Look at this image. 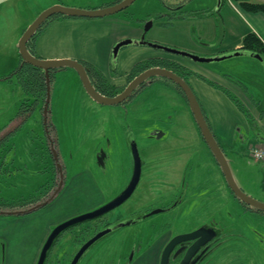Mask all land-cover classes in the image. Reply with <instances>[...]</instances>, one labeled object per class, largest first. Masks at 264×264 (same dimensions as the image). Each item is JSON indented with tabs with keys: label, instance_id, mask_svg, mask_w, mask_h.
<instances>
[{
	"label": "rangeland",
	"instance_id": "1",
	"mask_svg": "<svg viewBox=\"0 0 264 264\" xmlns=\"http://www.w3.org/2000/svg\"><path fill=\"white\" fill-rule=\"evenodd\" d=\"M111 1L0 0V164L4 163L0 172V202L5 203L1 209L10 210L9 204H14L18 210L24 209L43 189L49 195L60 180L59 164L67 181L84 171L93 175L95 184L86 182L82 186L72 183L70 186L66 182L52 202L33 211L45 210L44 217L37 216L36 219L46 220V231L102 202L107 203L125 188L130 179L133 170L131 141L134 140L144 162L141 180L131 197L107 214L109 222L133 212H148L165 205L180 189L182 180L186 184L189 182L184 201L170 211L158 212L138 223L120 227L90 247L78 264L142 263L144 257L139 254L147 250L148 244L165 232L170 224L173 233H177L196 229L202 223L215 224L223 233L211 263L204 264H264V253L257 247L256 234L259 231L264 234V216L246 211L236 201L201 137L184 97L170 80L157 77L126 102L101 104L85 91L74 68L58 69L51 81L48 113L55 128L51 136L58 139L53 150L56 151L55 176L46 143L49 136L39 107L23 122L18 118L17 113L26 95L16 76L2 77L20 64L18 44L24 29L40 12L54 4L93 9ZM180 4L182 6L178 8ZM237 6L238 12L244 15L245 11ZM227 11L237 23L240 18L224 0H134L110 16L126 19L130 26L144 27L151 21V27L144 34L145 40L208 57L200 53L207 52L203 45L208 38L212 40L214 34L220 41L217 47L223 50L220 54L228 52L226 46L231 37L224 35L221 19V13L224 15ZM207 12H212V15L206 22L193 20L194 14ZM64 18L68 17L60 19ZM229 21L232 24L230 18ZM207 25L208 34H202L199 28L207 29ZM237 25H241V21ZM98 28L100 25L97 24L67 27L75 34L81 29ZM45 29L38 32L31 46ZM185 47L187 49H183ZM173 56L181 61L220 69L231 80L242 84L246 94L254 96L257 110L264 112V54L261 58L238 55L213 62H196L187 57ZM88 64L96 76L95 70L100 72L99 69L90 62ZM28 102L31 103L32 99ZM262 120L260 125H254L256 130L253 131H246L244 126L242 130L237 127L236 138L229 144L223 142V146L238 185L248 195L264 201V160L253 158L249 149L254 143L264 148V141L260 139L264 136V117ZM97 151L102 152V160ZM2 215L21 216L10 212ZM90 224L92 222H85L63 231L49 250L45 264H70L83 239L85 241L92 235L93 231L84 229ZM19 228L27 231L31 226ZM19 228L12 230L18 233ZM15 240L17 249L13 256H25L27 245ZM245 243L251 245L250 251H246ZM254 247H257L256 252Z\"/></svg>",
	"mask_w": 264,
	"mask_h": 264
},
{
	"label": "crops",
	"instance_id": "2",
	"mask_svg": "<svg viewBox=\"0 0 264 264\" xmlns=\"http://www.w3.org/2000/svg\"><path fill=\"white\" fill-rule=\"evenodd\" d=\"M224 1H226L235 14L238 15L240 18L238 22L241 21V25H237L238 22L236 23L233 21L232 18L234 16L229 11L225 12L224 15L221 13L224 35L231 37L226 46L227 50L233 51L242 47L243 38L250 32H253L264 44V13L247 11L242 8L245 11V14L243 15L238 12V2H235L234 0ZM249 1L252 3H264V0ZM227 14H229V17H227ZM211 15L212 12L211 14H208L207 12L194 14L192 17L193 20L198 19L199 23H201L204 21L206 22L208 16ZM229 18L231 19L232 24L230 23ZM89 24L100 25V28L88 30L81 29L76 34L67 29V27L71 25L80 27ZM199 27L203 28L201 25H199ZM241 27L244 29H240ZM200 28L199 31L202 34H208V25L206 26L207 29L202 30ZM141 33L142 25L130 26L126 19L114 16H105L94 20L82 19L81 17H68L64 19L56 18L48 24L46 29L42 31L41 35L37 38L33 47H31L35 50L36 55L41 58H71L79 61L83 60L81 61L83 63L90 62L95 65V68L97 67L99 69L110 84L116 86H124L126 84V79L130 70L139 61L152 57L167 58L178 61L193 72V74L189 76L188 82L195 92L201 108L205 112L207 120L209 121L212 130L215 132L216 137L221 142V145H224L223 142L229 144L231 143V140L236 138L237 127H240V130H242L243 126L246 131L254 130V128L250 126L246 116L237 108L226 91L238 96L252 113L254 123L258 125L261 124L264 112L262 110H257L258 105L254 100V96H248L246 91L243 90L241 86L242 84L229 80L225 73L221 72L218 68L213 69L193 62L189 63L181 61L173 56V54L158 51L157 48L149 45L122 46L118 50L117 56H113V47L118 41L128 38L140 39L145 32ZM218 43H220V41H218L217 34H214L212 40L208 38L207 42L203 45L207 52L200 54L205 56L220 54V51L223 50H220V48L217 47ZM183 49L187 48L185 47ZM169 54L173 57H168ZM259 54L262 55L261 53ZM20 60L21 56L19 54L18 61L20 62ZM12 69L9 71L11 72ZM202 77L211 81L213 84L202 79ZM262 131L264 132V130ZM260 139L264 141V136ZM3 164L4 163L0 164V172L4 169ZM44 215L45 210L38 213L30 212L28 215L24 214L17 217H4L0 214V264L37 263L42 246L52 230L48 229L46 231L45 219H36L37 216L38 218H43ZM26 226H31V228L27 231L19 228ZM16 227L20 229V232L17 233L15 230H12ZM256 234L258 236L257 247L260 252L264 253V234L261 231ZM245 237L248 238L246 235ZM15 239H17V243L21 242L27 245L26 248L28 251L25 256H13L17 249ZM244 246H246V251L251 250V245L249 243H245ZM257 247H254L255 252ZM238 255L241 258V251H239Z\"/></svg>",
	"mask_w": 264,
	"mask_h": 264
},
{
	"label": "water",
	"instance_id": "3",
	"mask_svg": "<svg viewBox=\"0 0 264 264\" xmlns=\"http://www.w3.org/2000/svg\"><path fill=\"white\" fill-rule=\"evenodd\" d=\"M134 0H120L117 3L93 8V9H83V8H77V7H71L66 6L62 4H54L47 9L40 12L37 17L25 28V30L22 32V36L19 40L18 49L19 54L24 62H28L34 66L40 67L44 69L45 75H46V82H47V95L46 100L43 106V121L46 124L48 120V113L50 112V80H49V72L50 70L54 68H63V67H71L74 68L81 80V83L85 89V91L89 94V96L94 99L95 101L101 103V104H118L124 102L126 99L129 98V96L132 94V92L145 80H147L149 77L153 76H161L166 77L172 81H174L177 85L181 87L183 90L187 101L189 105V109L193 115V118L199 128V131L201 133L202 138L206 142L209 150L213 154L215 160L217 161L220 170L224 176V179L228 185V187L231 189L233 194L238 197L241 201H243L245 204H247L250 207H254L257 209L264 210V201L258 200L247 193L238 185L236 182L231 168L229 166V162L227 160V157L223 151V149L220 147V144L218 143L212 129L210 128L209 123L207 122V119L204 115V112L201 108V105L197 99V96L195 92L193 91L192 87L186 81L182 76L174 72L172 69L162 67V66H152L149 67L139 74H137L132 80H130L126 86L117 94L115 95H106L99 92L96 87L93 85L89 74L87 72V68L85 65L76 59L71 58H59V59H45L38 57L30 52L28 49V41L31 39V37L35 34V32L40 28V26L51 16L55 14H61L65 16H71V17H88V18H100L105 16H110L114 13H117L126 7H128ZM152 25L151 21H148L146 25L144 26L143 30L144 32L147 31ZM149 45L154 48L163 50L164 52L172 53L175 55L183 56L192 59L196 62H213V61H220L227 59L232 56H238V55H250V56H257L261 58V55L255 51H250L241 48H238L233 51H228L226 53L208 56V57H201L194 55L190 52H187L185 50H178L171 47H166L154 42H150L144 39V34L141 36L140 39H123L118 41L114 47H113V56L116 57L118 50L125 45ZM132 154L134 159V167H133V174L132 177L127 184V186L112 200L108 201L107 203L103 204L102 206L82 213L80 215L74 216L70 219H67L59 224H57L49 233L47 236L42 249L40 251L38 260L36 264H44L47 258V255L49 253L50 248L52 247L55 239L59 236L61 232L68 229L69 227L86 221L91 218H96L109 210L119 206L122 204L125 200H127L130 195L133 193L134 189L136 188L140 174H141V165L142 160L139 156L138 148L135 143L132 144ZM58 169L60 171V180L58 182L57 187L43 200L38 201L34 204H30L29 206L25 207L24 209H12V210H6L5 213H13V214H23V213H30L38 209L39 207L45 205L46 203L52 201L57 194L59 193L63 183H64V174L62 170V165H58ZM162 211V208H156L152 211L148 212L145 216H149L155 213H158ZM3 210H0V213H2ZM125 224V223H123ZM110 231V228L104 229L92 237H90L88 240H86L76 251L74 257L72 258L70 264H78L81 257L84 255V253L94 244L96 243L100 238H102L104 235H106ZM217 235L216 230L213 227H207V226H201L197 228L196 230L186 233V234H180L178 236H175L169 244L166 246L162 253L161 263L160 264H168L167 259L170 251L172 250L173 246L176 245L178 242L186 239H194L196 238L199 240L202 237H206L204 241L207 242L208 240L213 239ZM194 243L197 244V241ZM192 245L189 249L193 250ZM192 248V249H191ZM189 250V251H190ZM185 255L183 260L179 264H194V263H188L189 257Z\"/></svg>",
	"mask_w": 264,
	"mask_h": 264
},
{
	"label": "trees",
	"instance_id": "4",
	"mask_svg": "<svg viewBox=\"0 0 264 264\" xmlns=\"http://www.w3.org/2000/svg\"><path fill=\"white\" fill-rule=\"evenodd\" d=\"M115 1H119V0H115ZM234 1L235 2H238V4L244 10L252 11V12H261V13H264V3H252L249 0H234ZM110 4H112V2H109V3L105 4V5H110ZM61 17H69V16H65V15H61V14H55V15L49 17L40 26V28L35 32V34L31 37V39L28 41V49L30 50V52L32 54L36 55L35 50L32 49L33 46L31 47V44L30 43L35 38V36L38 34V32L40 30H42V29H45L46 24L48 22H50L51 19L54 20L55 18H61ZM242 43H243V45H242V48L243 49L250 50V51H255V52L264 54V44L262 43V41L253 32L248 33L243 38ZM84 65L87 68V72H88V68L90 70H92L90 64L84 63ZM152 66H163V67H167L169 69H172L174 72H176L177 74H179L180 76H182L186 81H188L189 76L193 74L192 71H190L189 69H187L184 65L180 64L178 61L170 60V59H167V58L152 57V58H148L146 60L137 62L133 66V68L130 70V72L128 74V81L127 82H129L130 80H132L137 74H139L143 70H145V69H147L149 67H152ZM58 69L57 68H54V69L50 70V72H49L50 88H51V81L54 78V73ZM60 69H63V68H60ZM95 74H96L97 79H99V83L100 84L99 83H96L95 84L94 83V80L92 78H90V79H91L93 85L96 87V89L99 92H101L102 94L115 95V94H117L118 92H120L124 88V86H116V85L110 84L108 82V80L106 79V77L101 72H98V71L95 70ZM225 75H226V77L229 80H231L227 74H225ZM13 76H16L17 77V80L19 82L18 84H19L22 92L26 95L25 96L26 99L24 100V102H22V105L20 106L19 111L17 113L18 118L23 122L36 109H38V107H39V110H40L41 115L43 117V106H44V103H45V100H46V95H47V82H46V75H45L44 69H42L40 67H37V66H34V65H32V64H30L28 62H24L22 60V58H21L20 64L15 69H13L11 72H9V74L3 76L2 78L7 79V78H11ZM89 77H91V76H89ZM157 77H161V76L149 77L147 80H145L142 84H140L132 92V94L129 96V98L131 96H133L135 94V92H137L138 90H140L142 88V86L154 82L155 81V78H157ZM161 78L163 80H170V79H168L166 77H161ZM202 79L208 81L207 79H205L203 77H202ZM170 81L173 83V86L177 89V92H179L180 95L182 97H184V99H185V101L187 103V106L189 108L187 98H186L183 90L181 89V87L179 85H177L174 81H172V80H170ZM231 81H233V80H231ZM208 82L209 83H212L211 81H208ZM235 83H237V82H235ZM226 93L231 98V100L235 103V105L237 106V108L246 116V118H247L250 126L255 129L254 125H256V123H254V118H253L252 113L250 112V110L244 105V103L240 100V98L238 96H236L235 94H233V93H231L229 91H226ZM29 99H32V102L31 103H29V102L26 103V101L29 100ZM128 99H126L124 102H126ZM204 115H205V112H204ZM205 117L207 119V116L206 115H205ZM207 122L209 123L208 120H207ZM46 124H45V126L47 128H50L49 129L50 132L51 131L52 132H55L54 123L49 120V115H48V120H47V123ZM209 125H210V123H209ZM210 128H211V125H210ZM213 133H214V135L216 137V134H215L214 131H213ZM0 140H2V136H0ZM217 141L220 144V147L224 151V146L221 145V142L219 141L218 138H217ZM54 143L55 144H58V139L57 138H55ZM254 144H256V143H254ZM213 158H214V156H213ZM214 160H215V158H214ZM215 163L218 165V163H217L216 160H215ZM218 167H219V165H218ZM219 169H220V167H219ZM221 174H222V172H221ZM223 178H224V176H223ZM66 180L67 179L64 176V183H63V185L66 183ZM224 181H225V179H224ZM225 183H226V181H225ZM226 185H227V183H226ZM227 187H228V185H227ZM228 189L233 194V192L231 191V189L229 187H228ZM43 192H44V195L42 196L41 194ZM47 196L48 195H46V189L45 190L43 189L42 192H40L38 195H35L34 196V198H36V197L37 198L31 204H34V203H36L38 201H41V200L45 199ZM233 196L236 199V201L246 211H250L252 213H255V214L264 216V210L257 209V208H254V207H250L247 204H245L243 201H241L238 197H236L234 194H233ZM31 200H33V199H31ZM23 203H25V201ZM48 203H46L45 205H47ZM2 205H5V203L1 204V202H0V210H3V212L0 213V214L5 213V211H6V208L5 209H1V206ZM9 205H10L9 206L10 210L15 209L14 204H9ZM45 205H43V206H45ZM43 206H41V207H43ZM41 207H39V208H41ZM23 214H26V213H23ZM19 215H22V214H19ZM212 225L215 226V227H217L215 224H212ZM83 241H84V239H83Z\"/></svg>",
	"mask_w": 264,
	"mask_h": 264
},
{
	"label": "flooded vegetation",
	"instance_id": "5",
	"mask_svg": "<svg viewBox=\"0 0 264 264\" xmlns=\"http://www.w3.org/2000/svg\"><path fill=\"white\" fill-rule=\"evenodd\" d=\"M120 1V0H119ZM119 1H115V0H112L111 2L113 3H117ZM113 3V4H114ZM182 6V4H180L178 6V8H180ZM142 33H144V30H143V27H142ZM141 33V34H142ZM88 74L89 76H91L90 78H92L94 80V83H99V79H97L96 76L93 75L92 71L88 68ZM100 84V83H99ZM47 125V124H46ZM47 128V127H46ZM50 128H47V132L46 134L49 136V142H46L47 145H48V151H49V156L52 160V171H53V175L55 176V174L57 173L56 172V163H55V156H54V153L56 151L53 152L54 147L57 146V144L54 143V140L55 138H53L51 136L52 131L50 132L49 130ZM50 132V133H49ZM131 146L133 143L136 144V142L134 140L131 141ZM137 145V144H136ZM138 148V146H137ZM53 149V150H52ZM53 152V153H52ZM138 152H139V149H138ZM97 155L98 157L100 158V160H102V152H98L97 151ZM139 156H140V153H139ZM141 158V156H140ZM142 160V158H141ZM144 165V162L142 160V165H141V174H140V178H139V181H138V184L136 186V188L138 187L139 183H140V180H141V176H142V167ZM133 167H134V159H133ZM80 173V172H79ZM75 174L74 175V178L73 179H69L68 181L66 180V182L72 186V183L76 184V185H79L81 184L82 186L86 185V182H88V185L90 184H93L94 183V177L91 173L87 172V173H84V171L81 173V174ZM79 174V175H78ZM132 174H133V170L131 172V176H130V179L132 177ZM92 178H91V177ZM129 179V181H130ZM129 181L126 183L125 187L127 186V184L129 183ZM181 187L179 190H177V192L175 194H173V197L170 201H168L165 205L159 207V208H162V211L160 212H163V211H170L172 209H174L175 207H177L178 205H180L183 201H184V198H185V193H186V190L189 186V182H185V180L181 182ZM95 184V183H94ZM136 188L134 189V191L136 190ZM133 191V193H134ZM132 193V194H133ZM131 194V195H132ZM130 195V197H131ZM129 197V198H130ZM128 198V199H129ZM126 201V200H125ZM124 201V202H125ZM105 202H102L100 204H98L97 206L91 208L92 210H94V208H98L100 206H102V204H104ZM121 205V204H120ZM118 207V206H117ZM116 208V207H115ZM115 208L109 210L108 212L96 217V218H91V219H88L86 221H83V222H80V223H77L73 226H76V225H81L85 222H89L90 223L92 222V224L90 225H86L84 227L85 230H90V231H93L92 232V235L90 237H92L93 235H95L96 233L104 230V229H107V228H110V231L104 235L102 238H100L98 241L102 240L103 238H105L106 236H108L109 234H112L114 231H117L120 227L124 226V225H130V224H135V223H138L140 221H142L143 219H145L147 216H145L148 212L146 211H138V212H133L129 215H127V217H123V218H120V219H117L115 221H111L109 222L108 218H107V214L111 211H113ZM90 209V211H91ZM107 218L108 221L105 222V219ZM165 222H168V221H165ZM125 223V224H123ZM103 224V225H102ZM102 225V226H101ZM159 225H162V223H160ZM171 225L169 226V228L167 230H164L165 232H162L159 237L157 239H155L154 241H152L151 243L148 244V249L147 250H143L139 256H143L144 257V260L142 261V263H127V264H160L161 263V258H162V253L164 251V249L166 248V246L169 244V242L175 237V236H178L180 234H186V233H190L194 230H196L195 228L191 229V230H187V231H183V232H177V233H173V231L171 230ZM202 226H207V227H213L215 228L216 232H217V235L211 239V240H208L207 242L204 243L203 240H205V236L202 237V239L200 238L199 240H197L196 238L194 239H186V240H182L180 242H178L176 245L173 246L172 250L170 251L169 255H168V259H167V263L168 264H179L183 258L185 257V255L187 254V252L190 250L189 248L194 245V243L196 242V240L198 241L197 244H195L192 248L193 250H190L189 253H188V257H189V261L188 263H194V264H204V263H211L210 260H212L213 258V254H214V251L215 249L221 244V241L220 239L223 238L222 236V231L221 230H218L216 229L215 226L212 225V223H202L200 224L199 226L201 227ZM101 226V227H100ZM72 227V226H71ZM69 227V228H71ZM199 228V227H198ZM65 231V230H64ZM62 234V232L59 234V236L55 239L53 245L57 242L58 238L60 237V235ZM89 238H87L86 240H88ZM85 240V241H86ZM85 241H83L80 245H82ZM97 241V242H98ZM96 242V243H97ZM96 243H94L93 245H95ZM52 245V246H53ZM92 245V246H93ZM91 246V247H92ZM52 248V247H51ZM50 248V249H51ZM191 248V249H192Z\"/></svg>",
	"mask_w": 264,
	"mask_h": 264
},
{
	"label": "built area",
	"instance_id": "6",
	"mask_svg": "<svg viewBox=\"0 0 264 264\" xmlns=\"http://www.w3.org/2000/svg\"><path fill=\"white\" fill-rule=\"evenodd\" d=\"M251 155L257 160H264V148L255 146L251 149Z\"/></svg>",
	"mask_w": 264,
	"mask_h": 264
}]
</instances>
